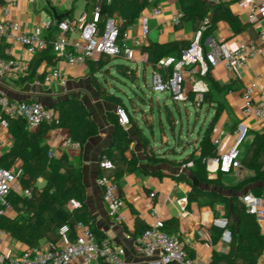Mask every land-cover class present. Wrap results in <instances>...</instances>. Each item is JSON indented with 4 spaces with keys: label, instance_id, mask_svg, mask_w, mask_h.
Masks as SVG:
<instances>
[{
    "label": "crops",
    "instance_id": "1",
    "mask_svg": "<svg viewBox=\"0 0 264 264\" xmlns=\"http://www.w3.org/2000/svg\"><path fill=\"white\" fill-rule=\"evenodd\" d=\"M231 1V11L238 17L244 28L235 33L228 24L219 22L213 38L223 43L228 49H235L242 43L256 42L259 27L246 21L245 12L239 6V0ZM51 9L55 10L56 17L63 16L61 20L68 18L76 22L75 32L68 35L69 41L77 38L80 27L78 20L84 16L89 18L92 11L89 0H4V4L0 5V20L16 23L21 30H31L45 22H57ZM155 9L160 10V15H152ZM178 12L177 0H158L155 7L144 10L136 23L130 28L129 37L125 41L126 46L133 47L134 58L131 61L124 58L116 59L104 69L112 70L115 64L124 63L133 71L142 66V70L149 69L152 75L151 68L145 65L144 55L141 54L139 48L133 46L134 39L140 33L141 18L148 17L149 36L147 41L159 44L184 41L189 44L194 35L189 25L175 29L170 24L172 16ZM261 28L264 29V21L261 22ZM58 35V31L54 28L44 32L43 39L47 43L44 49ZM0 51L5 57L28 59L24 47L8 39L2 41ZM53 68L43 61L37 68L36 75L45 77ZM102 72H95L91 75L87 65L84 67L62 66L57 78L48 79L45 77L42 83L37 78L34 81H23V77H0V90L12 101L39 102L50 108L57 102L68 99H78L83 102L88 113L97 124V134L89 138L80 147L69 141L67 131L63 129L51 130L46 138L47 144L54 156L67 154L72 164L80 170L86 194V205L94 219V225L104 238L124 248L126 262L143 260L134 250L135 221L138 218L148 226L152 222L150 213L154 208L159 212L164 222L177 220L176 234L189 256L193 259V264H209L214 252L226 253L229 249V245L223 243L222 239L216 244H212L214 228L212 222L214 218L221 216V207L216 208V211H218V215H216L214 211L206 206L198 207L194 203L188 205L187 202L181 205L180 200L187 198L191 188L186 182L177 181L176 177L180 173H184L193 185L219 192L226 198L234 194L241 197L248 193L249 189H245L246 191L243 194L239 193L241 191H233L228 196L216 187L210 188L207 185L198 183L189 173L190 168L183 169V167H172L166 164L148 163L145 160V151L141 144L135 141L134 130L129 125L126 130L132 140L130 150L137 159V169L131 173H126L120 181L119 196L124 202L121 211L123 221L116 222L107 211L102 200V190L97 184L100 175L107 173L99 167L102 160L101 155L113 143L114 126L108 116L112 115L117 120L116 110L118 108L116 104L104 101L92 84L93 76L104 85L101 80V78H105ZM204 81L208 85L213 101L210 104L209 111L215 115L217 108L220 110L216 123L218 128H215V143L219 153L228 150L232 142L231 134L235 123L247 126L248 134H251V142L253 133L264 134V129H261L255 121L244 119L242 115V93L244 89L252 82L264 83V60L252 59L244 69L234 74L227 73L222 66H219L212 70L209 77ZM107 91L109 94H115L109 90ZM11 146L12 137L8 129L0 127V159L10 150ZM127 156L129 157L130 154ZM12 169L15 172L18 171L20 164L16 162ZM253 175V172L241 168L236 182L228 183L223 180V175H221V184L227 188L234 187L238 183L252 178ZM208 176L209 178H215V175L211 174L210 171ZM226 176L236 177L234 174H227ZM44 184L45 182L40 179L36 186L40 189ZM151 194H154L153 198H150ZM6 215L13 216V212L7 210ZM47 244L48 242L43 241L41 246ZM26 249H28L26 246L12 239L8 234L0 232V254L13 258ZM91 264L102 263L93 262Z\"/></svg>",
    "mask_w": 264,
    "mask_h": 264
},
{
    "label": "trees",
    "instance_id": "2",
    "mask_svg": "<svg viewBox=\"0 0 264 264\" xmlns=\"http://www.w3.org/2000/svg\"><path fill=\"white\" fill-rule=\"evenodd\" d=\"M93 1L89 0L91 8ZM157 1L102 0L100 26L108 18L118 20L120 23L118 28L119 43L121 45L123 33L136 23L144 10L155 7ZM231 3V0H177L182 18L175 29L189 25L191 30L196 32L203 28V40L214 37L219 22L228 24L235 33L240 32L244 26L232 13ZM3 4L4 0H0V5ZM46 11L50 13L48 9ZM188 45L184 41H172L166 44L146 41L139 46V50L145 56L146 67L151 68L154 73L160 71L159 62L162 59L179 58L180 52ZM121 58L123 57H101L97 61L88 62L89 74L93 75L100 71L107 72L104 68ZM43 61L52 67L57 63L50 45L31 60L29 74L22 80L34 81L37 78L39 82H44L45 77L36 75V70ZM113 67L119 75L128 80L132 79L133 70L126 64L118 63ZM92 84L104 101L112 102L127 111L122 98L115 94H109L105 85L93 76ZM189 99L193 100L192 97ZM212 102L210 90H208L200 104L204 106L210 105ZM52 109L56 113L54 122L50 125L42 124L34 131L29 130L24 121L8 119L0 113V118L8 121V132L12 137V146L0 159V167L14 171L12 167L18 162L20 164V169L16 171L18 183L23 191L30 192L29 196L9 194L6 205L0 206V232L8 234L27 248H39L43 241L54 243L57 240V231L61 226L68 225L73 228L77 223L86 225L97 240L104 238L96 229L94 219L86 205V194L80 170L72 164L67 154L54 156L46 140L49 131L63 129L67 131L69 141L81 147L89 138L97 134V124L83 102L78 99L59 101ZM168 115H170L169 111ZM219 115L220 110L217 108L212 121L204 130L195 149L189 156L184 157L181 163H192L189 173L198 183L223 189L226 187L221 184L222 174L216 173L215 178H209L207 170L208 161L218 156L214 132ZM108 117L114 126L113 143L102 153L101 158L108 159L112 163L113 169L101 174L100 177L106 176L111 179L117 185L119 192L123 176L137 169V159L131 153L132 140L127 130L121 127L112 115ZM168 120L171 121V117ZM129 121L132 127L135 121L130 115ZM238 125L235 123L232 131H235ZM142 146L145 151L146 145L142 144ZM128 154H130L129 157ZM240 163L242 168L253 172L254 175L235 185L234 192L249 189V192L259 195L264 190V134L253 133L249 151L240 158ZM40 179L45 184L39 189L36 185ZM176 180L190 185L191 190L186 198L188 205L194 203L198 207H209L216 215H218L216 208L220 206L222 214L228 219V231L231 233L229 249L226 253L214 252L209 264H259L260 259L264 256V235H262L256 218L247 213L240 197L234 194L226 198L219 192L193 185L184 173H180ZM72 202L76 203L77 207H73ZM5 209L11 210L13 216L1 214V211ZM164 225V232L180 240L176 234L178 226L176 219L164 222ZM147 227L137 218L135 237L141 235ZM222 234L223 230L214 226L212 244H216L222 238Z\"/></svg>",
    "mask_w": 264,
    "mask_h": 264
},
{
    "label": "built area",
    "instance_id": "3",
    "mask_svg": "<svg viewBox=\"0 0 264 264\" xmlns=\"http://www.w3.org/2000/svg\"><path fill=\"white\" fill-rule=\"evenodd\" d=\"M239 6L244 10L246 21L259 27L256 42L242 43L235 49H228L223 43L212 37L203 40V28L194 32L189 45L180 52L179 58L169 57L159 62L160 71L151 75V90L159 94L169 95L176 104L199 105L208 85L204 81L212 70L222 66L229 74H234L245 68L252 59L264 60V29L261 22L264 21V0H239ZM102 0H94L89 18H80L78 23L77 38L69 41L68 35L75 32L76 22L71 19H63L58 22H45L31 30H21L19 25L0 20V47L4 39L19 44L26 50L27 60L5 57L0 51V77H25L29 74L32 58L47 43L43 39L44 32L52 28L59 35L50 46L57 59L52 71L45 77L57 78L60 67H84L88 62L99 60L101 57L116 58L122 56L131 61L134 58L133 47H128L125 41L129 37L127 29L119 43V21L108 18L100 26L102 13ZM153 16L160 15V10L155 9ZM182 18L178 12L171 18L170 24L175 27ZM207 23V22H205ZM149 36L148 17L141 18L140 33L133 41V46L139 48ZM145 61V56H144ZM192 97V101H190ZM242 115L244 119L255 121L261 129H264V83L252 82L242 93ZM0 113L8 119L24 121L29 130L39 128L42 124L50 125L56 118V113L39 102L12 101L0 90ZM117 121L126 129L130 125L128 112L122 108L116 110ZM0 127L8 129V121L0 118ZM216 132V131H215ZM214 132V141H215ZM248 134L245 124H239L232 132V142L226 152H218V156L207 164V170L211 174H234L241 170L238 149ZM102 171L113 169L112 163L102 158L99 163ZM189 162L183 169L191 168ZM183 169H181L183 171ZM208 171V172H209ZM97 184L102 190V200L110 216L116 222H122L121 215L124 202L121 200L117 185L106 176L97 179ZM10 193L20 196H29V191H23L17 180L16 172L0 167V206L6 205ZM154 194L150 195L153 198ZM248 214L254 216L264 235V190L259 195L248 192L240 197ZM184 198L180 204H186ZM73 207L77 204L72 202ZM8 209L1 211L6 214ZM152 222L147 229L135 238L134 250L143 258L138 262H126L123 247L112 243L109 239L97 240L91 230L83 223H77L73 228L68 225L61 226L57 231V240L39 248H28L18 256L8 258L0 254V264H193L183 243L174 236L164 232V220L156 209L150 213ZM213 226L223 230L222 241L226 245L231 242V233L228 231V219L221 216L213 219ZM264 264V256L259 261Z\"/></svg>",
    "mask_w": 264,
    "mask_h": 264
},
{
    "label": "rangeland",
    "instance_id": "4",
    "mask_svg": "<svg viewBox=\"0 0 264 264\" xmlns=\"http://www.w3.org/2000/svg\"><path fill=\"white\" fill-rule=\"evenodd\" d=\"M142 69L143 67L139 66L136 71H133L131 80L119 75L115 69H108L103 73L105 78L101 80L106 90L122 98L128 115L135 121L134 124H137L132 125L133 136L141 146L146 145L145 160L148 163L181 168L183 167L182 159L193 152L198 140L214 117L209 111L211 106L193 103L175 105L169 95L151 90V72L149 69L145 71ZM168 116L171 117V121L168 120ZM216 128H218L217 125ZM250 145L251 134L249 133L238 149L240 157L248 152ZM237 175L222 177L224 181L232 183L238 180ZM207 186L211 188V185ZM218 190L228 196L234 191L233 187L218 188ZM245 191L244 189L239 193L243 194Z\"/></svg>",
    "mask_w": 264,
    "mask_h": 264
},
{
    "label": "water",
    "instance_id": "5",
    "mask_svg": "<svg viewBox=\"0 0 264 264\" xmlns=\"http://www.w3.org/2000/svg\"><path fill=\"white\" fill-rule=\"evenodd\" d=\"M51 11H52V13H53V15H54L56 21H57V22H58V21H61V19H62L63 16H57V17H56V12H55V10H54V9H51ZM48 108H50V107H48ZM50 109H52V107H51Z\"/></svg>",
    "mask_w": 264,
    "mask_h": 264
}]
</instances>
